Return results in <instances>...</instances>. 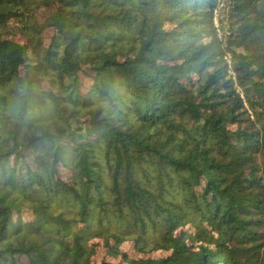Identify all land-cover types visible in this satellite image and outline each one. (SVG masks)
Returning a JSON list of instances; mask_svg holds the SVG:
<instances>
[{"label": "trees", "instance_id": "1", "mask_svg": "<svg viewBox=\"0 0 264 264\" xmlns=\"http://www.w3.org/2000/svg\"><path fill=\"white\" fill-rule=\"evenodd\" d=\"M0 7V264H264V0Z\"/></svg>", "mask_w": 264, "mask_h": 264}, {"label": "rangeland", "instance_id": "2", "mask_svg": "<svg viewBox=\"0 0 264 264\" xmlns=\"http://www.w3.org/2000/svg\"><path fill=\"white\" fill-rule=\"evenodd\" d=\"M74 1H78V0H74ZM11 7H0V13L8 15V17H11ZM40 12H35L33 13L34 16H39ZM221 18V17H220ZM224 23H226V21H224ZM13 27L15 28V31L17 32L16 36L23 38L25 40H28L30 42H32L34 40V38L36 37V32L38 30H35L33 28L30 27H26L25 23L23 24H19V23H13ZM170 90H172V88H170ZM248 114L250 117H252L251 112L248 111ZM132 135L128 132L127 133V137L125 138V142L124 144L127 147H131V143H130V137ZM146 135H143L140 137L139 140H141L142 142L146 143V144H150V141L147 140L145 138ZM89 177L94 178V173L91 171H88ZM73 214H75L74 211H72ZM72 240V239H71ZM156 248L152 243H149L146 247H141L139 251L136 250H132L131 249V245L129 241L123 242L121 243V245L118 246L116 251H113L111 249V247L109 246V243H102V240H99V251L98 254L96 255L97 258L100 257H105L106 259L110 260V261H115V257L118 254H124L125 257H123L124 260H134L136 259L138 256L145 254L147 255L148 253H155Z\"/></svg>", "mask_w": 264, "mask_h": 264}, {"label": "built area", "instance_id": "3", "mask_svg": "<svg viewBox=\"0 0 264 264\" xmlns=\"http://www.w3.org/2000/svg\"><path fill=\"white\" fill-rule=\"evenodd\" d=\"M217 19H218V9L214 10L213 20H212L213 27H214V30H215V34H216L217 40L221 43L222 49H223V52H224L223 57H222V61H223L224 65L226 66L228 74H230V76L232 78V81L234 82V86L236 88V93H240L239 90L237 89V86H236V83H235V76H234V74L231 71V65H232L231 64V56H230V53L227 51V49L225 47V40H226L225 38L228 36L229 33L226 30H224V34L220 31Z\"/></svg>", "mask_w": 264, "mask_h": 264}]
</instances>
